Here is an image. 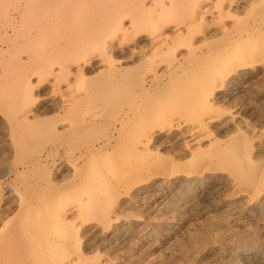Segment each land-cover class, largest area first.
Masks as SVG:
<instances>
[{
  "label": "rangeland",
  "instance_id": "374dc122",
  "mask_svg": "<svg viewBox=\"0 0 264 264\" xmlns=\"http://www.w3.org/2000/svg\"><path fill=\"white\" fill-rule=\"evenodd\" d=\"M95 10L98 11V8L95 7ZM213 12L217 19L218 11L215 9ZM246 16L242 15L240 18L226 16L221 20L217 19L216 22L232 26L244 20L250 21L251 16ZM130 18L145 20L141 28L146 29L144 34L146 39L152 36L149 31L154 20L165 23L164 38L166 36L174 38L172 26L180 21L177 17L167 14L157 16L146 13L126 17V25L132 22ZM149 21L151 23L146 24ZM246 21L243 23L248 22ZM193 30L196 35L195 41L180 42L182 46L179 53L182 57L188 56L194 48L206 44L203 41L202 28L197 23L195 26L193 24ZM104 32L109 42L123 44L121 46L129 52L141 51L140 48H135L131 38H123L116 28L107 27L102 34ZM113 34L115 35L110 37ZM89 47L90 50H86ZM215 50L212 51L216 52ZM74 53L82 56L84 53L88 54L100 64L95 68L87 67L90 70V79L103 72L109 65L103 62L107 57L102 48L88 46L82 51L77 49ZM205 58L191 59L188 62L190 65L184 66V70L176 71L175 74L170 71L169 58L165 60L160 56L156 59L160 63L158 73L153 72L150 63L140 64L135 77L124 80L123 84L130 85L119 86L115 91L103 92L100 101L96 98L90 102L86 111L93 119L100 120L93 126V134L98 138L108 133L110 127L107 125L110 121L112 122L116 115H122L129 101L134 95L137 96L139 91L133 90L134 87L139 86L143 79L146 80V84H151L155 79L153 76L156 77L155 87L148 93H140L143 94V98L140 95V101L132 114L135 117L139 116L138 125L132 122L123 131L122 129L118 131L115 136H118V141L120 140L119 145L116 147V141L113 140V146H104V149L93 152L87 167L84 160L80 159L79 171L74 178V188L79 193L75 192L71 204L74 214L78 212L76 216L74 215L75 218L68 222L54 216L32 219L30 225L33 232L27 239L18 233L20 218L25 210L32 212L35 209L38 196L54 195L55 188L51 178L55 171L52 169L50 175L48 168H44L37 175L27 177L26 184L21 181L14 184V190L15 188L18 190H15L10 199L13 209L11 217L9 216L4 224L13 225L17 233L8 240L10 243L6 242L4 249L6 251L2 254L0 252V264H264V214L256 218L252 215L258 209L264 213L262 201L264 169L258 172L257 181L252 187L245 181L251 174V169L244 167L242 171L240 166H234L235 164L229 162L236 152H239V143L234 131L237 123L253 122L257 126L255 131L258 136L264 139V126L259 127L258 122L260 117L264 116V60L246 66L244 70L236 67L229 72L223 70L220 74L217 69L211 68L218 64V58L213 56L206 62ZM130 62L131 60L122 61L120 66L126 67L127 64H131ZM243 62L240 61L239 64ZM208 66L211 69L206 71ZM134 67L131 64L127 69ZM169 72L172 73L171 76ZM237 75L244 78L238 84L240 89L235 91L227 86L225 88L224 78L231 77V80L235 81ZM161 77L164 78L162 81ZM101 89L102 87L98 90ZM77 91L79 98L85 96V90L82 88L78 87ZM96 91V89L93 91L94 94ZM215 98L221 100V103L218 101L216 105L213 101ZM101 99L105 104L103 106L100 103ZM6 132L0 129V142L6 143L5 151L0 152V160L19 162L18 154L16 156V139L13 134ZM151 136L157 146L154 147L155 151H159L163 159L155 160L147 153L129 156L124 145L129 143L130 139L134 140L137 137L146 140ZM215 142H218L216 150L204 158L209 159L208 161L217 158L215 161L217 169L213 173L207 172L206 175L225 177L226 182L221 184L208 180L203 187H197L184 196L180 195L181 181L198 176L189 161L195 154L206 153ZM259 142L257 139L248 144L244 147V152L255 155ZM186 143L194 146L185 149ZM173 145L180 149L184 148L180 152L181 159H178L176 164L171 161L175 155L170 150ZM185 166L188 167L185 169ZM240 171L244 180L239 177ZM20 184H24V189ZM45 206L47 204L41 206V209ZM26 246L28 250L32 248L31 251H28Z\"/></svg>",
  "mask_w": 264,
  "mask_h": 264
},
{
  "label": "bare ground",
  "instance_id": "6f19581e",
  "mask_svg": "<svg viewBox=\"0 0 264 264\" xmlns=\"http://www.w3.org/2000/svg\"><path fill=\"white\" fill-rule=\"evenodd\" d=\"M95 7L98 8V11L95 10ZM215 9L218 11L217 19L219 20L226 16L240 18L242 15L251 16V19L249 18L250 21L247 20L248 22L244 20L243 22H247L245 24L238 22L229 26L223 22H216L217 19L213 14ZM146 13L157 14V16L167 14L177 17L180 21L172 26L173 28L171 27L174 30L172 31L174 38L163 37L166 35L164 32L166 25L160 20H154L152 29L149 31L152 36L148 37L149 39L144 37L146 29L141 28L145 22L144 19L130 18L132 22L126 25V17ZM196 23L202 28L203 41L206 44L192 49L193 51L188 56L182 57L179 53L182 46L180 42L196 40L193 30V24L195 26ZM107 27L116 28L123 35V38H131L135 43V48H140L141 51L139 53L129 52L121 46L123 44L109 42L106 33L102 34ZM114 35H110V37ZM88 46L102 48L107 57L103 62L109 64L103 72L97 74L93 79L89 78L90 70L87 67L95 68L100 64L88 54L84 53L82 56L74 53L77 49L82 51ZM87 49L90 50V47ZM213 49H216V52L212 51ZM160 56L165 60L169 58L170 71L174 73L184 70V66H188L191 59L199 60L200 57H206L204 59L206 62L216 56L218 64L211 66V68L217 69L220 74L223 73L221 72L223 70L229 72L236 67L244 70V67L264 60V0H0V129L14 135L16 156L18 154V158H16L19 161L11 163L13 161L0 160L1 254L6 251L4 250L6 242L17 233L13 225L4 224L13 209L10 199L17 189L14 190L13 188L17 181L26 184L25 179L27 177L37 175L44 168H48L47 171L50 175L52 169L53 172L55 171L53 178H51L55 188L54 195L37 197L39 205L37 204L32 212L25 210L20 218L18 233L26 236V238L32 234L33 228L30 225L32 219L54 216L68 222V220L75 218L74 215L78 212L74 214L71 210V204L75 192L78 191L74 188V178L76 172L79 171L80 159L84 160L85 166H88L93 152L104 146H113V140L116 141V147L119 145L120 140L118 141V136H115L118 131L121 129L123 131L132 122L138 125L139 116L135 117L132 114L140 101V93L151 91L155 87L156 77L153 76L155 79L152 80V83L150 82L151 84H146V80L141 79L142 82L139 83V86L137 85L133 89L139 91L137 96L134 95L132 99L130 98L131 100L128 99L130 101L126 109L123 110L124 113L116 115L113 121L107 125L110 127L108 133L103 136L100 135L98 138L93 134V126L100 120L93 119L86 111L89 109L90 102L96 98H99L98 101H100L103 92L115 91L119 86L130 85L123 84L124 80L133 79L140 64L150 63L154 69L153 72L158 73L157 68L160 63L156 59ZM127 60H131L130 63L135 66L133 69H127L131 64H127L126 67L120 66L122 61ZM240 61L246 62L239 64ZM209 67L206 71L211 69ZM161 75L163 76V74ZM176 78L178 79V77ZM231 79V77L230 79L224 78L225 88L227 86L231 90H239L238 84L244 78L237 75L235 81ZM235 82L237 83L235 84ZM78 87L85 90V96L82 98H79L77 93ZM101 87L102 89L99 91L98 89ZM95 89L97 91L94 94ZM45 95L48 97H44ZM213 101L216 105L218 101L221 103L218 98L213 99ZM100 103L102 106L105 105L102 99ZM145 104L147 105V103ZM260 118L259 127L264 126V116ZM256 128L257 126L253 122L237 123L235 130H233L236 132L239 152H236L235 156L229 160L230 163L235 164L234 166H240L241 170L245 169L244 167L251 169V174L245 181L247 185L252 187L257 181L258 172L264 169V139L258 136L255 131ZM257 139L260 141L259 146L257 145V153L255 155L246 154L244 147ZM154 140L152 136L146 140L136 137L134 140L130 139L124 148L130 154L129 156L147 153L153 156L155 160L163 159L159 151H155L156 143ZM217 144L218 142H215L206 153L195 154L189 161L194 173L198 176L181 181L180 195L184 196L186 193L193 192L197 187H203L208 180L221 184L226 182L225 177L206 175L207 172L213 173L217 169L215 164L217 158L212 161L204 158L216 150ZM193 146L191 143H186L184 147L191 149ZM5 148L6 143L0 142V152L3 153ZM183 149L175 147V145L170 149L175 153L174 157L171 158L174 164L178 162V159H181L180 152ZM187 167L185 166V169ZM242 171H240L239 177L244 180ZM138 172L140 173V171ZM64 182L66 183L63 184ZM20 186L23 188L24 184H20ZM262 201H264V193ZM44 204L47 206L41 209ZM256 204L258 205V203ZM262 214H264L263 211L258 209L252 215L256 218ZM84 259L88 258L84 257ZM13 261L15 262L14 258Z\"/></svg>",
  "mask_w": 264,
  "mask_h": 264
}]
</instances>
